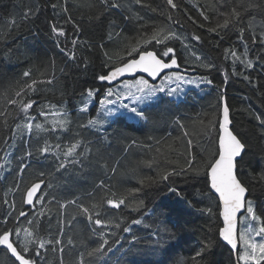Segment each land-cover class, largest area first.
Segmentation results:
<instances>
[{"label": "trees", "instance_id": "obj_1", "mask_svg": "<svg viewBox=\"0 0 264 264\" xmlns=\"http://www.w3.org/2000/svg\"><path fill=\"white\" fill-rule=\"evenodd\" d=\"M95 2L0 0V28L7 32L8 23L16 21V27L0 39V111H5L6 98H11L24 83L36 80V92L32 94V99L39 103L30 110L31 115L43 122L44 117L39 116V109L42 105L50 104L63 107L72 120L68 132L58 130L55 133L42 132L39 137L35 133L31 135L34 154L25 161L30 166L21 175L18 158L28 150L24 140L29 137L27 134L23 139L17 137L15 147L11 146V139L6 143L4 137L10 136V128L19 121H10L5 129L4 118L0 117V163L5 164L0 168V231L5 227L27 226L26 218L16 219L19 212H38L44 207L46 214L40 217L39 234L45 239L60 236L64 251L61 253L59 247L54 250L52 246L41 249V255L36 258L38 264H61V260L63 264H76L85 247H96L100 240L76 205L68 203L65 208L60 205L73 200L86 206L99 203L105 194V189L98 187L101 180L110 186L109 196L114 192L119 198L128 189L140 187L138 181L141 178H155L169 167H184L189 152L195 155L197 166L201 165L215 151L218 139V123L211 135L205 131V125L220 116L223 102L229 107L230 127L246 144L240 172L241 179L249 189L247 200L253 201L257 215L264 217V181L253 179L264 168V126L256 119L257 115L264 117V44H252L251 32H245L248 58L253 60L254 65L252 68L235 60L230 52L225 58V49H235L243 58L245 45L238 39V28L221 33L223 40L207 31L216 23L215 12L209 11V22L201 17L200 10L210 9L217 0H174L178 5L177 10H171L166 0H142L140 5L135 4L134 0H117L121 7L107 12L99 7H90ZM52 4L57 7L53 9ZM65 6L67 13L63 11ZM153 8L158 11H152ZM27 9H31L33 15L24 20ZM69 15L72 22H68ZM169 15L171 20L168 19ZM255 19L259 23L262 17L255 15ZM247 22L248 17H245L241 26L246 27ZM53 24L65 29L66 36L58 39L61 48L66 51L56 46ZM75 25H79V31ZM160 26L170 28L179 38L166 42V46L152 42L144 47L154 49L158 54L165 51V47H173L179 64L187 70L182 74L189 79L206 76L212 80V84H182V93L179 91L176 97L173 95L175 98L164 95L151 107L142 106L145 107L147 121L138 119L135 123H129L123 115H118L113 121L105 122L100 136L94 129H80V124H86L88 119L99 115L100 98L111 86L96 79L106 72L103 65L109 61L105 53L115 63L123 55L129 41L134 43L140 34L151 33L154 27ZM109 33L113 34L111 40ZM116 33H119V37ZM193 35L200 36L201 40H192ZM77 37L79 41L88 43H78L73 47L72 40ZM72 51L76 53L75 60L69 58ZM192 52L204 59L196 61ZM205 62L215 67L205 69L198 66ZM25 71L31 72L30 78L23 77ZM245 76L249 79L245 80ZM49 78L54 79L52 84L41 83ZM88 89L99 91L88 110L80 112ZM7 108L16 111L12 105H7ZM52 118L49 117L50 120ZM78 131L81 137L77 138L85 141L103 138L102 145H89L91 154L83 165L77 164L55 172V158H41L35 152L44 140L51 144L62 143ZM189 140L192 141L191 148ZM5 153L10 154V164L2 159ZM149 160L153 161L151 166L142 163ZM113 165H117L115 174L112 173ZM41 171L45 173L42 177L45 183L36 199H43L39 204L25 206L23 198L26 187L41 179ZM17 182L20 190L10 191L17 187ZM48 184L52 187L49 188ZM172 186L182 193V197L168 192ZM6 193L9 204L15 203L14 210L4 203ZM207 193L206 177L202 173L196 178L171 177L167 182L145 186L119 210L105 206L109 217L121 221V229L110 230L116 232L115 236L108 237L110 245L115 248L116 240L121 243L119 251L97 258L95 264H178L181 259L192 264L191 257L199 249L201 241L208 238L217 243L201 264H235V256L229 246L218 240V227L221 226L218 198L209 197ZM139 201L144 202L143 207L132 211ZM188 201L194 207L190 208ZM206 207H212L216 216L210 217L197 211ZM10 211L13 215L5 226L3 217ZM136 219L143 220V223L131 224ZM61 220L64 221L63 233L59 231ZM69 221L72 223L69 224ZM164 225L170 230L172 239L170 245L162 248L151 237L158 227ZM123 227H131V232L124 233ZM133 236L138 238L135 242L132 241ZM69 237L73 238L72 245L68 244ZM164 238L168 240L169 236L165 235ZM12 239L15 240L16 236L13 235ZM0 264H17L3 246H0Z\"/></svg>", "mask_w": 264, "mask_h": 264}, {"label": "snow or ice", "instance_id": "obj_2", "mask_svg": "<svg viewBox=\"0 0 264 264\" xmlns=\"http://www.w3.org/2000/svg\"><path fill=\"white\" fill-rule=\"evenodd\" d=\"M135 4L140 5L142 0H134ZM211 2V0H210ZM171 10H177L178 5L174 0H166ZM51 7L55 9L56 4H52ZM90 7H99L107 12L109 9L119 8L121 5L117 3V0H96ZM225 9V10H221ZM65 13L68 12V8H63ZM152 11H158L153 8ZM209 11L215 12L216 23L214 26L207 29L210 33H215L220 36L223 40L224 36L221 33H227L229 30L238 28L240 33L238 39L244 43V54L243 58L237 53L235 49H225V58H228L230 52L231 57L235 60H239L247 68H252L253 60L248 58V42L245 40V32H251V43L264 44V0H217V3L211 4V8H205L200 10V15L205 21L210 20ZM33 15L31 9H27L24 12L23 19L27 20ZM163 15V13H161ZM255 15L262 17L259 23L256 22ZM245 17H248L246 27L241 26ZM171 20V15L168 16ZM68 22H72L71 16L68 17ZM74 23V22H73ZM79 31V25H75ZM13 27H16V21L12 20L8 23V31L0 28V39L8 35ZM52 32L56 40V46L61 48L58 37L66 36L65 29L63 27H57L55 24L52 25ZM112 33H109V40L112 39ZM119 37V33H116ZM179 38L174 31L166 26L154 27L151 33H142L135 42L129 41L123 50L121 55L115 63L111 62V57L105 53L109 62L103 65L106 72L100 74L96 79L100 82H106L112 84L115 81L120 80L121 77L139 72L145 73V76H137L133 80H125L122 82L120 87L112 88L109 87L104 92V95L100 98L98 109V116L91 117L88 119L86 124H80L79 128L94 129L98 136H100V130L106 122L109 116H115L117 114L123 115L124 112L130 114V118L139 119L143 121L148 120V116L145 113V107L142 105L150 106L151 102L161 99L158 94L163 93L168 97H172L180 91L181 84H212V80L206 76L193 77L189 79L185 74L179 71H166L172 68H179L177 56L175 55V49L173 47H165V51L161 54H157L156 51L147 50L144 46L155 42L157 45H165L166 42ZM192 40L199 42L201 37L193 35ZM78 43L87 44V41H79V38L72 40V45L75 47ZM188 47V45H185ZM104 47L103 44L100 45ZM61 51L66 49L61 48ZM196 61H202V56L196 55L195 52L191 53ZM69 58L72 60L76 59L75 51L69 54ZM259 60V56L257 57ZM198 66L205 69H211L215 67L212 63H201ZM233 74H236L233 71ZM31 72L25 71L23 73L24 78H30ZM245 80L249 77L245 76ZM159 80V83L154 81ZM53 78H49L41 83L52 84ZM36 80L24 83L18 91H15L11 98H6L5 111H0V117L4 118L3 128L9 127V122L19 121L15 123L14 127L10 128V136H5L4 140L7 143L9 139L12 140V147H15L17 137L23 139L25 134L28 135L29 139L24 140V143L28 150L24 151L23 156L19 157V169L22 175L23 171L29 167L26 160H30L34 154L31 150V135L35 133L39 137L40 133H55L56 131L68 132L70 130L72 120L70 114L63 107L57 108L56 105L45 104L39 109V116L44 117V121H37L36 117L31 115L30 110L34 108L39 102L32 99V94L36 92ZM175 85V87H173ZM98 89H88L87 98L81 108L80 112L87 111L89 104L91 103L94 96L98 93ZM224 97H221L223 100ZM127 101V102H125ZM7 105L15 107L16 111L13 112L7 108ZM124 110L121 112L120 110ZM53 117L51 120L49 117ZM257 121L261 126H264V117L257 115ZM203 123V121H202ZM218 123V139L216 140L215 151L208 156L207 159L203 160L202 164L197 166L195 155L191 152L188 154L185 166L182 168L169 167L168 170L162 174H158L155 178L145 177L141 178L138 183L140 187L130 188L126 193L122 194L117 198L116 193H111L109 196L110 186L105 185L104 181L101 180L98 184L99 188L105 189V194L101 198L99 203H92L88 206L80 203L77 204L76 200L65 202L61 204V208H65L66 204L71 203L76 205L79 209L80 214L86 216L87 221L91 226V231L97 234L100 242L96 247H85L76 261V264H95L97 258L114 254L119 251L120 240L115 241L117 247L110 245L109 235L115 236L116 232L110 231L111 229H121V221L114 217H109L105 211V206L109 209L119 210L122 206L128 204V201L135 197V194L139 193L143 187L154 184L167 182L171 177H186L196 178L203 175L206 177V184L208 188L207 195L209 197L215 196L218 198L217 207L218 219L221 221V226L218 227V240L229 246L231 253L235 256V264H264V217L257 215L254 202L246 199V194L249 191L244 180L241 179L240 172V161L243 160L244 153L246 151V144L239 138L238 133H235L230 127L231 121L229 117V107L227 103L223 104L221 115L215 120H209L205 125V131L211 135L215 124ZM50 125V127H49ZM187 135V133H185ZM81 137V132L75 133V136L70 138L68 141L62 143L51 144L48 140H44L43 144L39 145L35 152L43 158L47 156H53L56 161L55 172H59L61 169H66L69 166L83 165L91 154V144H103V138H98L95 141H85ZM57 139H60L57 137ZM135 143V142H133ZM189 148H191L192 141H188ZM83 149V150H81ZM99 152V149H97ZM5 163H11L10 154L5 153L2 158ZM264 159V157H262ZM149 166L153 164V161H143ZM5 164L0 163V168H3ZM106 167V165H104ZM117 171V165H113L112 173L115 174ZM44 172H39L41 179L31 183L30 186L26 187L24 193L23 204L33 205L34 203L39 204L43 197L40 199H34L37 195L38 190L45 183L42 179ZM51 175V173H49ZM258 181H264V168L253 177ZM51 188L52 185L48 184ZM19 182L15 189L10 191H19ZM169 193H174L177 197H182V193L175 187L168 188ZM7 193L5 194L4 203L9 205L10 209L15 208V203L9 204L7 200ZM144 202L139 201L135 207H132V211H138L143 207ZM188 206L194 207L191 201H188ZM197 211L202 214H206L210 217H215L216 214L213 212L212 207L200 208ZM244 214H241V213ZM45 208L42 207L38 212L26 213L20 211L16 217L19 220L21 217L27 219V226L7 228L0 231V246L6 248L7 252L10 253L11 257H14L17 264H38L37 257L41 255L40 250L45 249L48 246H52L55 250L59 247V251L63 253L64 248L63 240L60 236L52 238L51 236L47 239L40 236L41 231V220L40 217L44 216ZM13 212L10 211L8 215L3 217L5 226L10 222ZM31 217V218H29ZM69 224L72 221L68 222ZM143 220L136 219L131 221L133 225H140ZM163 223V222H162ZM59 231L64 232V221H60ZM124 233L131 232V227H123ZM13 235L16 239L13 240ZM165 235L169 236L168 240H165ZM157 246L164 247L170 245L172 234L166 225L158 227L151 237ZM138 238L133 236L132 241L135 242ZM74 243L73 238L69 237L68 244ZM217 241L211 238L204 239L201 241L200 247L193 256L191 257L192 264H201L205 255L209 253L215 246ZM63 264V260H61ZM178 264H187V261L181 259Z\"/></svg>", "mask_w": 264, "mask_h": 264}, {"label": "water", "instance_id": "obj_3", "mask_svg": "<svg viewBox=\"0 0 264 264\" xmlns=\"http://www.w3.org/2000/svg\"><path fill=\"white\" fill-rule=\"evenodd\" d=\"M168 70H180V71H187L186 69H184V68H182V67H179V68H172V69H168ZM168 70H166V71H168ZM132 75V74H131ZM125 76H128L127 74L125 75ZM124 77V76H123ZM223 104H224V102L222 103V106H221V111H220V115H221V113H222V107H223ZM229 117H230V113H229ZM231 121V120H230ZM231 126V125H230ZM218 128H219V126H218ZM30 186V185H29ZM42 187V186H41ZM41 190V189H40ZM40 190H38V192H37V195L39 194V192H40ZM25 192H26V190H25ZM36 195V196H37ZM36 198V197H35ZM34 198V199H35ZM246 199H247V194H246ZM25 206H29V205H26V204H24ZM243 213V212H242ZM222 223V222H221ZM5 248V247H4ZM6 249V248H5ZM9 255H10V253H8ZM11 256V255H10ZM13 259H14V257H12ZM15 260V259H14Z\"/></svg>", "mask_w": 264, "mask_h": 264}, {"label": "rangeland", "instance_id": "obj_4", "mask_svg": "<svg viewBox=\"0 0 264 264\" xmlns=\"http://www.w3.org/2000/svg\"><path fill=\"white\" fill-rule=\"evenodd\" d=\"M173 72H174V71H173ZM134 79H135V78H134ZM128 80H133V79H128ZM123 81H125V80H123ZM123 81H121V82H119L118 84H115V85H113V86H110V87H112V88H114V89L117 88V87H120ZM157 83H159V80L157 81ZM181 85H182V84H181ZM173 87H175V85H173ZM108 88H109V87H108ZM181 88H182V87H181ZM181 88H180V90H181ZM180 93H182V92L180 91ZM174 96H175V95H174ZM174 96H173V97H174ZM175 97H176V96H175ZM175 97H174V98H175ZM113 118H114V116H109V117L106 119V122H107V121H111ZM243 214H244V213H243Z\"/></svg>", "mask_w": 264, "mask_h": 264}, {"label": "bare ground", "instance_id": "obj_5", "mask_svg": "<svg viewBox=\"0 0 264 264\" xmlns=\"http://www.w3.org/2000/svg\"><path fill=\"white\" fill-rule=\"evenodd\" d=\"M65 2V1H64Z\"/></svg>", "mask_w": 264, "mask_h": 264}]
</instances>
